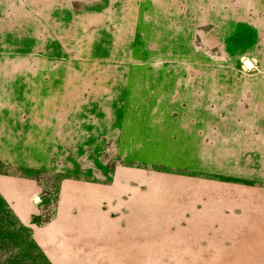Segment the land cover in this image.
Here are the masks:
<instances>
[{"label":"rangeland","instance_id":"374dc122","mask_svg":"<svg viewBox=\"0 0 264 264\" xmlns=\"http://www.w3.org/2000/svg\"><path fill=\"white\" fill-rule=\"evenodd\" d=\"M124 1L80 20L23 0L19 27L0 9V182L37 184L33 208L0 187V264H53L34 233L53 219L61 182L109 181L118 164L160 170L172 182L199 175V211L264 217V101L255 108L240 89L261 69L250 51L254 31L231 37V61L207 59L195 35L207 0ZM241 1H226L231 15L264 7ZM196 67L227 69L213 95L205 76L183 73ZM187 81L193 100L181 91ZM105 142L110 149L97 152Z\"/></svg>","mask_w":264,"mask_h":264},{"label":"crops","instance_id":"0c3cea01","mask_svg":"<svg viewBox=\"0 0 264 264\" xmlns=\"http://www.w3.org/2000/svg\"><path fill=\"white\" fill-rule=\"evenodd\" d=\"M22 1H0V9L4 6L13 13L8 22L15 27L22 26ZM104 1L26 0L32 9L39 10L44 6L46 11H63L67 15L73 12L80 20L88 13L111 10L117 2L122 1L123 7L125 2L110 0L104 5ZM226 1L222 0L220 8L218 1L207 0L204 12L197 14L195 35L207 59L217 58L224 62L232 60L231 37L240 36L241 28L254 31L250 51L261 71L247 79L254 83L253 86L247 84L240 89L247 103L259 108L264 101V7L252 5L253 15L250 8L249 12L243 9L234 13L237 15H231ZM82 27L86 28L87 24ZM242 38L241 35L239 40ZM255 59L250 60L254 63ZM226 70L196 67L184 69L183 73L186 71L188 76L197 78L205 76L207 93L213 95L215 77L225 75ZM258 79L261 82L257 85L255 80ZM186 84L181 89L182 94L191 91L190 99H195L197 94H193L191 88L190 91L186 89L189 81ZM222 86L226 87L224 83ZM238 103L237 110L242 114L245 103L242 104L241 99ZM225 104L222 102V106ZM197 120L198 117H194L191 124ZM103 149L105 152L110 149L108 143H103L97 152L103 153ZM120 152L117 144L116 154L120 155ZM141 168L118 164L109 181L68 178L61 182L53 219L36 227L34 233L53 264H264V217L261 213L210 211L209 207L199 211V175L180 173V178L172 182L161 175L160 170L152 173ZM11 180H1V189L16 196L23 206L33 208L29 195L37 189L35 181L28 184L20 178H15L14 183ZM94 184L102 187L96 195L91 188ZM25 218L27 220L28 215Z\"/></svg>","mask_w":264,"mask_h":264},{"label":"water","instance_id":"95a60500","mask_svg":"<svg viewBox=\"0 0 264 264\" xmlns=\"http://www.w3.org/2000/svg\"><path fill=\"white\" fill-rule=\"evenodd\" d=\"M246 63H247V64L250 63V60H246Z\"/></svg>","mask_w":264,"mask_h":264}]
</instances>
